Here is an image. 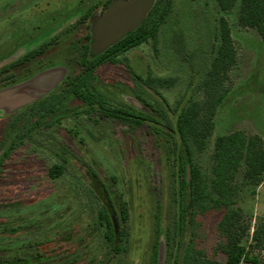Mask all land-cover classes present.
Masks as SVG:
<instances>
[{"label":"rangeland","instance_id":"374dc122","mask_svg":"<svg viewBox=\"0 0 264 264\" xmlns=\"http://www.w3.org/2000/svg\"><path fill=\"white\" fill-rule=\"evenodd\" d=\"M82 1L84 7L94 9L87 27L57 36L80 16L79 0H0V93L21 88L51 70L63 72L50 90L20 89L15 93L34 99L0 108V155L21 128V124L15 130L6 127L8 119L61 92L64 82L80 72L78 44L85 42L84 35L105 12L100 11L105 0ZM171 1L154 37L96 72L97 90L133 119L101 116L95 107L66 95L12 151L0 173V264H150L155 246L156 264H179L192 245L223 261L216 226L228 209L242 212L243 222L251 225L249 235L256 222L264 221L262 183L254 197L251 187H241L232 196L233 208L209 203L203 212L185 210L177 236L178 192H182L177 116L188 101L202 99L197 85L217 47V20L221 16L228 20L238 57L228 74V95L218 108L213 136L203 152L193 154L194 164L206 176L211 177L216 136L243 131L264 140V38L239 25L237 8L223 14L215 0ZM54 37L61 40L44 53L1 71ZM101 53L89 49V58ZM148 74L175 82L169 88L149 87L143 82ZM55 165L63 172L51 178L48 172ZM182 198L187 207L185 194ZM101 200L110 201L116 232L127 234L117 253L108 251L103 239ZM121 201L128 208L126 222L119 218Z\"/></svg>","mask_w":264,"mask_h":264},{"label":"trees","instance_id":"16d2710c","mask_svg":"<svg viewBox=\"0 0 264 264\" xmlns=\"http://www.w3.org/2000/svg\"><path fill=\"white\" fill-rule=\"evenodd\" d=\"M215 1L223 14H228L237 8L239 25L242 28L255 29L264 38V0ZM171 5V0H156L145 20L136 30L128 33L96 57L89 58V44L80 48L77 56L80 72L75 78L64 82L61 92L32 103L27 111H20L8 119L6 127L15 130L21 124V128L0 155V173L12 151L29 138V135L42 124L44 118L53 114L56 105L66 95H72L87 107L92 109L95 107L101 116L126 121L131 118L128 111L112 106L106 96L97 90L94 84L96 72L105 64H115L120 54L154 37L158 25L165 20ZM156 15L158 18L152 22V18ZM89 37L88 34L87 38ZM215 39L217 47L210 67L197 85L202 99L188 101L177 116L176 131L180 139L177 159L178 172L181 174L179 190L184 192H178L176 216L179 219L176 222L178 237L185 210L190 208L192 214L203 212L208 209L209 203L233 208L235 202L232 196L238 195L241 187H251L250 194L254 197L256 188L264 183V140L257 135L233 131L226 135L216 136L211 155V177L202 174L193 162L194 152H203L213 136L218 108L228 95L226 86L228 74L237 64V50L231 36L229 22L224 16L217 20ZM52 44L54 41L43 44L1 71L8 72L19 67L25 61H30L44 53ZM143 82L149 87L169 88L175 80L156 78L148 74ZM134 114L135 112L132 115ZM141 115L144 120L143 117L146 115L144 113ZM62 172V166L55 165L49 169L48 173L51 178H56ZM239 175H242L240 182L237 181ZM183 194L188 200L187 207H184L182 202ZM101 202L99 222L104 227L103 239L108 251L117 253L121 251L120 244L123 243V237L127 234L122 231L116 232V227L109 216L110 201L101 200ZM118 212L120 220L126 222L128 208L125 202H119ZM243 221L242 212L233 208L228 209L218 222L216 232L221 239L219 251L224 255L223 261L209 256L205 249L192 245L185 250L182 258L179 259V264H264V221L256 222L250 235L251 225ZM178 243L180 245V242ZM156 257L157 246L154 247L150 264H156ZM175 260L177 262L178 258L175 257Z\"/></svg>","mask_w":264,"mask_h":264},{"label":"water","instance_id":"95a60500","mask_svg":"<svg viewBox=\"0 0 264 264\" xmlns=\"http://www.w3.org/2000/svg\"><path fill=\"white\" fill-rule=\"evenodd\" d=\"M153 4L154 0H116L109 4L104 14L96 18L92 24L91 51L95 54L104 52L128 33L136 30ZM62 76L61 70H51L36 76L21 88H12L6 92H1L0 108L34 99L33 96H28L25 93L16 94V91L27 88L33 93L45 92L58 83Z\"/></svg>","mask_w":264,"mask_h":264},{"label":"flooded vegetation","instance_id":"af4514ba","mask_svg":"<svg viewBox=\"0 0 264 264\" xmlns=\"http://www.w3.org/2000/svg\"><path fill=\"white\" fill-rule=\"evenodd\" d=\"M44 1H46V0H44ZM83 2L84 1H82V0H79V2H78L79 3L78 4V7H79V9H81V14L77 18V20L74 21V23H72L70 26L64 28L62 30V32H60L57 36L61 35L62 33H66L67 35H70V33H73V32H80L81 31V28L80 27H82V26L84 28L87 27L86 22H87V20L90 17H92V14H93L94 9H91L89 6L88 7H84V5H82ZM109 4H110V1L109 0H105L104 2H102L101 9H100L101 13H103L107 9V7L109 6ZM89 25H90V23H89ZM88 34L89 35L91 34L90 33V30H89V32L87 34L84 35L85 42L84 43H81V44H78L79 48L84 47L85 44H89V49H90V43L89 42L91 41V35H90V37L88 39L87 38V35ZM58 40H61V39L54 37L50 41H54V44H58ZM50 41H48V42H50ZM48 42H46V43H48ZM54 44H52V45H54ZM26 55H24L22 58H24ZM25 62H28V61H25Z\"/></svg>","mask_w":264,"mask_h":264}]
</instances>
